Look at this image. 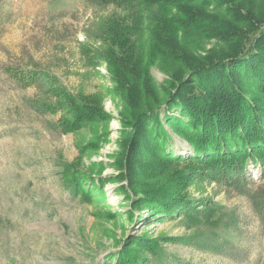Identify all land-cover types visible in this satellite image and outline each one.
Instances as JSON below:
<instances>
[{"label":"rangeland","instance_id":"rangeland-1","mask_svg":"<svg viewBox=\"0 0 264 264\" xmlns=\"http://www.w3.org/2000/svg\"><path fill=\"white\" fill-rule=\"evenodd\" d=\"M234 1L226 6L264 13V0ZM214 9L206 10L209 17L203 27L191 29L181 41L195 56L214 54L221 43H234L229 37L205 39V33L225 31L233 37L232 27H249L247 21L232 24L233 10L226 9L218 18ZM124 10L93 0H0V259L21 264H115L110 255L126 247L133 256L143 251L146 264H264V207L253 194L261 182L256 168L251 192L214 180L191 183L186 195L197 201L196 211L170 216L162 207L150 214L149 206L132 202L135 195L120 177L136 108L126 107L115 91L119 84L107 63L121 60L106 62L101 56L90 64L80 50L85 45L97 49L93 39L97 45H109L116 57L126 54L141 74L169 89L172 79L160 60L145 62L148 57L134 49L136 32L124 30L134 22L124 19ZM120 18L127 35L123 42H116L112 34L111 40L96 35L89 40L87 31L101 30L105 23L109 31L110 20ZM144 26L152 29L148 22ZM8 67L24 72L45 68L75 94L97 98L101 93L102 101L97 99L104 114L78 131L62 132L59 114L41 113L29 104L44 93L42 89L20 84ZM130 71L122 67V75L136 83L139 74ZM174 147L185 155L192 153L182 140ZM140 148L144 161L137 164L143 172L135 186H167L176 173L184 175L190 168L183 161L165 163L154 146ZM79 175L86 177L82 183L90 195L67 184ZM138 196L145 195L139 190ZM138 238L159 246L155 252L142 247L135 252L140 242L132 241Z\"/></svg>","mask_w":264,"mask_h":264},{"label":"trees","instance_id":"trees-1","mask_svg":"<svg viewBox=\"0 0 264 264\" xmlns=\"http://www.w3.org/2000/svg\"><path fill=\"white\" fill-rule=\"evenodd\" d=\"M228 1L235 3L234 0H93L99 5L124 8V19L134 22L132 27L124 24V30L137 34L134 49L142 54V58L143 55L148 57L145 62L160 60V66L172 79L169 89L155 85L152 76L141 74L126 54L119 59L113 47L97 45L95 39L90 42L97 49L86 45L80 47L90 64L97 63L101 56L105 61L114 57L121 60L117 64L106 61L113 68L119 84L115 91L121 94L126 107L132 105L137 109L139 105L140 109L131 113L132 132L125 146L124 172L120 178L132 189L135 195L132 202L137 206L140 204V208H143L142 203L149 206L150 214L159 213L162 207L168 209L166 213L170 216L193 208L196 211L197 201L186 193L197 180L210 183L214 180L230 188L251 192L250 186L255 184L253 168L258 170L261 178L253 194L256 202L264 207V13L241 5L226 6ZM210 6L215 8L213 12H219L218 18L226 9L234 11L232 24L247 21L249 27L245 30L241 25L232 27L233 37H230L231 32L225 31L215 35L205 33V39L229 37L234 43H221L218 50L215 49L216 53L195 56L181 41L192 32L191 29L203 27ZM122 21L121 18L110 20L109 31L105 23L101 30L87 31V36L89 40L94 35L111 40L109 35L112 34L116 42H123L127 35H123ZM145 22L152 29H146ZM226 40L229 39L221 41ZM226 45L230 47L226 48ZM130 50L133 51L132 47ZM122 67L131 68V75L139 74L138 81L132 83L124 77ZM15 68L8 67L10 76L17 77L25 87L34 85L45 93L39 92L29 104L41 113L59 114L62 132L78 131L85 123L99 121L98 117L104 114L99 103L104 97L101 93L96 96L99 100L85 92L75 94L45 68L27 72ZM177 139L184 141L188 152L192 153L185 155L176 150ZM141 145L151 149L154 146L167 164L186 162L190 166L188 172L184 175L176 173L177 178L167 186L155 185L147 190L135 186V179L143 172L137 164L139 160L144 161L140 155ZM153 159L157 161L158 158L153 155ZM83 181L86 177L79 175L66 182L71 189L90 195ZM123 187L126 188L124 184ZM139 190L145 196L139 197ZM132 242H140L133 249L135 252L139 247L155 252L159 246L147 245L141 238ZM127 250L125 247L110 255L115 264H146L143 251L133 256Z\"/></svg>","mask_w":264,"mask_h":264},{"label":"built area","instance_id":"built-area-1","mask_svg":"<svg viewBox=\"0 0 264 264\" xmlns=\"http://www.w3.org/2000/svg\"><path fill=\"white\" fill-rule=\"evenodd\" d=\"M0 264H21V263L12 262V261L5 260V259H0Z\"/></svg>","mask_w":264,"mask_h":264}]
</instances>
